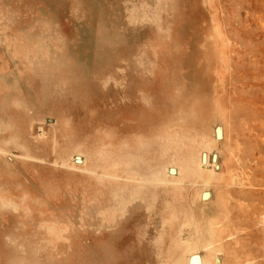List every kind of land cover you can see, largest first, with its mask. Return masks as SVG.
<instances>
[{
    "label": "bare ground",
    "instance_id": "bare-ground-1",
    "mask_svg": "<svg viewBox=\"0 0 264 264\" xmlns=\"http://www.w3.org/2000/svg\"><path fill=\"white\" fill-rule=\"evenodd\" d=\"M172 1L174 14L181 13L185 4L193 5L203 22L205 13H211L212 0ZM88 8L89 3L78 7L83 21L75 22L74 42L64 54L42 46L40 27L48 20L32 23L30 30L23 31L27 39L0 33L4 54L0 60L1 143L7 135L14 138L12 110L18 109L12 107L23 114L27 111L31 119L35 114L43 119L45 110L55 108L53 88L59 73L76 80V98L93 100L85 104L88 114L70 142L73 151L85 156L86 166L78 169L72 157L63 159L68 178L59 184L54 150L50 160L22 159L25 163L35 159L31 165L35 173L20 167L19 175H1L0 207L21 225H36L31 236L41 245L56 247L76 237L82 222L91 226L101 242L91 255L95 258L101 253L104 264H264V249L258 256L233 258L237 249L234 241L226 239L234 234L225 225V220L229 224L233 220L229 201L232 197L234 202L242 200L248 192L244 172L228 165L218 173L201 160V150L220 144L228 147L229 161L235 154L231 120L219 89L220 63L230 60L228 39L211 22L205 28L196 27L198 22L192 17L190 27L157 35L154 62L133 63L114 81L119 90L107 85L100 91L95 74L105 58L114 59L120 50L115 41L104 37ZM101 97L105 104L98 103ZM36 121L44 132L45 123ZM85 127L91 131L87 142L80 135L81 131L85 134ZM22 129L29 133L25 124ZM0 154H4L1 146ZM46 165L55 175L41 174L39 167ZM91 183L104 187L101 202L76 209L74 214L57 208L59 194H82ZM207 189L216 199L206 198ZM260 210L256 214L264 238V212ZM151 226L155 234L148 237ZM7 240L22 241L24 250L23 234L9 233ZM248 246L244 245L243 253Z\"/></svg>",
    "mask_w": 264,
    "mask_h": 264
},
{
    "label": "rangeland",
    "instance_id": "rangeland-1",
    "mask_svg": "<svg viewBox=\"0 0 264 264\" xmlns=\"http://www.w3.org/2000/svg\"><path fill=\"white\" fill-rule=\"evenodd\" d=\"M82 3H89L88 15L103 28L104 37L119 45L120 53L112 60L105 58L95 74L100 91H104L107 85H115L114 81L124 76L123 69L133 63L154 62L157 35L188 27L192 17H196V27L205 28L211 22L228 39L227 54L230 60L220 63L219 89L221 102L231 120L230 137L235 154L229 161L226 158L228 147L220 144L213 150H201V160L205 167L218 173L225 172L228 165L238 172H244L248 192L242 200L236 199L234 202L232 197V201H229L233 220L230 224L225 220V225H230L229 229L234 234L226 239L234 241L232 246L237 249L232 254L233 258L243 259L246 255L261 254L264 238L256 211L260 208V213L264 212V0H212L211 13H205L204 22L201 14H195V8L190 4L182 6L181 13L174 14L172 0H0V33L27 39L23 31L30 30L32 23L48 20L50 22H44L43 28L40 27V30H44L42 46L64 54L74 42L75 22L83 21L82 16L78 15V7ZM3 55L0 48V60L4 59ZM139 73L135 72L141 76ZM114 85L115 91L120 89ZM53 99L55 108L45 110L47 115L43 119L40 114H35L34 119L39 118V122L45 123L44 132L38 129L37 121L31 119L27 111L24 110L23 114L18 107L10 106L18 110H12L14 138L7 135L0 142L4 151V154H0V170H4L0 171V176H8V172L19 175L20 167L32 175L35 171L31 165L35 159L28 160L29 163L22 159L50 160L52 150L58 158L59 184L68 178L63 159L72 157L78 169L86 166L85 156L73 151L70 142L73 134L81 130L83 119L88 114L85 104L91 105L93 100L76 98V80L64 78L61 73L53 88ZM98 103L105 104L104 97L98 98ZM24 124L29 128L28 134L22 129ZM80 135L87 142L91 131L85 127V134L81 131ZM35 164L38 165V162ZM49 166L39 167L44 177L55 175ZM173 169L171 174L176 175ZM0 181H3L1 177ZM103 191L104 187L91 183L82 194H59L56 206L74 214L76 209L101 202ZM205 192L209 194L206 195L208 200L216 199L210 189ZM15 217L0 207V264H69L71 261L76 264H104L101 253L100 257L91 255L96 245L101 243L91 226L82 222L79 234L73 240L69 238L58 242L55 247V244L41 245L37 237L31 236L37 230L36 225H21ZM149 231L148 237H153L155 227L151 226ZM9 233L23 234L24 250L21 249L22 241L7 240ZM101 235L103 238L106 236L104 233ZM244 245H249L245 253ZM256 260L260 261L261 258Z\"/></svg>",
    "mask_w": 264,
    "mask_h": 264
}]
</instances>
